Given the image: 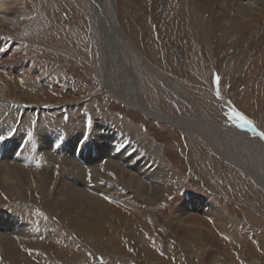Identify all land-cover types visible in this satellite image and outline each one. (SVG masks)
Returning a JSON list of instances; mask_svg holds the SVG:
<instances>
[{
  "label": "rangeland",
  "instance_id": "374dc122",
  "mask_svg": "<svg viewBox=\"0 0 264 264\" xmlns=\"http://www.w3.org/2000/svg\"><path fill=\"white\" fill-rule=\"evenodd\" d=\"M263 1L114 0L115 18L131 44L124 48L143 105L165 117L200 124L195 132H183L126 107L107 90L99 70L102 48L94 40L90 0H4L8 9L1 11L12 12L9 17L19 23L6 27L2 46L26 48L18 58L31 59L27 78L38 87L32 93L37 99L26 104L11 97L0 99V110L18 108L19 122L8 133V146L18 158L30 143L37 160L33 165L27 162L29 166L52 168L47 167L49 186L39 187L31 179L20 192L0 188V218L11 223L0 227V242L5 235L17 240L11 257L0 243V264H264V189L232 162L218 131L207 133L201 126L204 122L208 127H225L227 135L239 132L249 147L264 149L263 139L253 131L264 133ZM49 73L58 74L51 84L46 79ZM0 75L15 79L19 89L25 84L14 72ZM233 110L252 127H238L240 122L230 119ZM56 113L59 119L75 116L79 123L75 135H69L66 151L59 147L61 135H56V148L49 152L54 159L47 161L46 151L40 150L41 137L30 130L31 121L40 123ZM104 123L118 127L126 143H132L134 162H125L130 154L121 156L123 173L105 165L119 161L113 156L116 142H110L112 156L100 155L90 164L85 159L87 154L98 156L95 136L101 135ZM27 130L29 134L24 133ZM123 148L116 147L118 152ZM4 155L0 153L1 161ZM141 157L162 168L166 176L157 182V190L145 180L144 167L136 170L146 162L137 165ZM71 158L84 168V182L72 177L68 181L92 196L103 215L88 212L86 218L85 210L67 212L59 206L56 191L51 193V184L60 175L59 163ZM99 168L106 182L92 177ZM131 180L134 187L143 182V191H136ZM189 199L204 200L205 208L215 206L219 216L191 209ZM182 205L187 206L186 213L173 221Z\"/></svg>",
  "mask_w": 264,
  "mask_h": 264
},
{
  "label": "bare ground",
  "instance_id": "6f19581e",
  "mask_svg": "<svg viewBox=\"0 0 264 264\" xmlns=\"http://www.w3.org/2000/svg\"><path fill=\"white\" fill-rule=\"evenodd\" d=\"M3 2H4V0H0V40H1L0 41V71L9 72V73L14 72L15 74H17L16 78H18L20 83H22V84L25 83V84L21 89H19L18 86L16 85L15 79H14V81H12V80H10V77L3 78L0 75V99L4 100V99H7L6 97H9V98L11 97V99L15 102H20V103L24 102L26 104V103H29V101L32 102V100L37 99V97L33 96L32 93L37 92L38 87L36 85H34V83L33 84L30 83L29 82L30 79L27 78V77H29L30 72H32V69H31L32 64H30L28 62V60L30 58L29 59L25 58L24 60H21V61L18 58L21 55V52L24 53L26 51V50H24L26 48H22V47L18 46L17 44H16L17 46L16 45H7V46L3 47L5 45V41H3L2 39H4L3 33L7 29L6 27L16 26L19 23L17 21V19L9 17V15L12 12L10 13L8 11L6 14V12L1 11V10L8 9L7 7H5ZM90 2L94 6V7H91L92 15L90 16L91 22H93L91 25L92 26L94 25L93 28L95 29L94 40L96 39V41H98V43L100 44V47L102 48V53H101L102 55L99 53L100 56L102 57L101 58L102 63L100 65V69H99L100 73H101V79H102L103 84L106 85V88L111 93V95L115 99L123 102L126 107L138 110L141 113L145 114L147 117H152L154 119H157L158 121L169 122L170 125H173L175 128L181 129L183 132H188V131L189 132L190 131L195 132V130L200 129L199 128L200 124L195 123L194 120H191L194 122V123L193 122L191 123L190 121H186L185 119H179L178 117L172 119V118L165 117L158 112L150 111V110L145 108V106L143 105L141 96H140V91L138 90V86H136L137 84L136 85L134 84L135 77L132 75V72L134 73L135 70L134 71L131 70V68H132L130 66L131 61L128 57V53L126 52V50L124 48L126 46L131 47V44L128 42L127 37L123 34L119 24L117 23V21H118V20H116L117 17L115 18V15H116L115 10L116 9L114 8V6H115L114 0H90ZM246 5L247 6L249 5V7H251V3H246ZM261 5H263V4H261ZM249 10H252V9L249 8ZM104 21L107 23V26H109L107 28V30H105V27H106L105 24L106 23L102 24ZM196 21H198V20H196ZM104 25H105V27H104ZM198 26H200V25H198ZM110 37H112V38H110ZM4 40H6V39H4ZM105 42L109 43L108 44L109 47H107L108 45H106ZM141 63L144 67L147 66L143 60H141ZM133 64L135 65V63H133ZM136 66L139 67L140 64L136 65ZM140 69H142V68L140 67ZM37 71L40 72V68ZM57 75L58 74H56V73H49L46 75V79L51 84L54 77H55L54 80L58 79V77H56ZM17 109L18 108L15 105H12V106L4 109V110H0V133H1L0 137H2V139H0V141L4 142V144H5V146H0V153L5 154L3 157V160L2 161L0 160L1 161L0 162V188H3V190L10 192V194L14 193V191H16L17 189H18V192H20L19 190L22 189L21 188L22 186H25L27 184H31L30 183L31 179H33L35 184H37L39 187L48 185V182H49L48 180H51L50 179L51 174H49L47 172V170H48L47 167L49 166V164L47 165V167H44L42 169L39 168V170H38L37 168L39 167V165H37L35 167V166H29V164L27 163V162H30L33 165L34 162L36 164V160H37V159H35L34 149L32 148V146L29 147L30 143L27 145L25 151H23L19 157L16 156L18 158H15L13 153H12V152H14V149L12 150L8 146V143H10V142H8L9 141L8 133L14 129V127L18 121V116L15 113V111ZM22 118H24V117H22ZM75 118H76L75 116H63L59 119V114L56 113V114H52V115L46 117L40 123H36L34 121H31L32 122V126H31L32 128L30 130L34 131L35 133L37 132L36 136H38V134H39V136L41 137L40 142L42 143V146H41L40 150L43 149L44 151H46L45 154H46V157L48 159L47 161H53V159H54L50 155L52 153L49 154V152L56 148V146H54V144H56V142H57V140H55V137L57 134L61 135V137H62V140L59 143V147L61 146L60 148L62 150L66 149L67 142L70 140V138H72V135H75L74 133L77 132V126L75 127V124L77 122L79 123V121H78V119L75 120ZM65 119L67 120L66 124L64 123ZM31 122L28 121L27 123L31 124ZM207 124H205L203 122V124H201V126H203L204 128H207V133L212 132L213 134H216L215 132L218 131L217 137H219L221 140H224L222 142L225 143L226 151L230 155L232 162L234 164H236L237 166H239L240 168L247 171L248 173H251V175L255 179V181L258 182V184L264 189V177L263 178L260 177V173L262 175H264V149H262L260 147L257 148V147L252 146L254 149L257 148V150H254L253 148L249 147L250 145L245 142L243 137L240 136L239 132L237 133L235 131L234 132L232 131L231 133H228V135H227V133H226L227 129H225V127L222 129L221 127L213 128L211 126L212 127V129H211V127H208ZM77 125L79 126V124H77ZM27 127H30V126L28 125ZM82 128H83V126H82ZM100 128L103 130V132L101 133V135H100V133H96V136H95V138H96V149H98V151H99L98 156L96 157V155L91 156L90 154H87L85 159L90 164L92 162L90 160H92L94 158L98 159L100 155L102 156V158L109 157V155L112 154L111 151H112L113 145L111 143L116 142L117 144L115 143V146L113 147L114 153H115V154L113 153V156L116 155L117 157H115V158L116 159L118 158L119 161L114 162L113 160H110L111 162L105 163V165H107V167H114L115 170H117L116 172L120 173L122 171L120 164L122 162H124V160L127 163L134 162L132 159L133 154L131 153V150L133 148L132 143L130 141L126 143V141H125L126 138H124V132H122L118 127H115V126L108 124V123H106V124L104 123ZM20 129L21 128H19V130ZM203 131H204V129H203ZM254 131L257 133L256 135H258L261 138V135L257 131L256 128L254 129ZM24 133L29 134V130H27ZM88 133H90V132H88ZM83 134H85V133H83ZM69 135H71L70 138H69ZM114 135H115V137L113 138ZM119 135H122V137L121 136L118 137ZM12 136L14 138H16L14 135H12ZM117 138H118V140H117ZM119 138H121V141H119ZM226 139L227 140L229 139L232 142H229V140H228V142H229L228 143L226 141ZM262 139L264 141V138H262ZM86 145L88 147L90 146L89 144H86ZM121 146H124V148L121 152H118V149H116V147L120 148ZM87 149H89V148H87ZM251 149H252V151H250ZM64 151H66V150H64ZM137 151L134 152V154L136 156H139ZM6 154H10V155H6ZM66 154H68V153H66ZM124 154H130L131 156L128 159L123 160L121 158V156H123ZM11 155H13V156H11ZM15 155H16V153H15ZM43 156L45 157L44 154H43ZM130 159H132V160H130ZM143 159L144 158L141 157V159H139L137 161L138 162L137 165H142L143 163H141V161ZM74 160L71 158V159L63 160V161H61V163H59L60 164V171H59L60 175L58 174L59 178L54 179L53 183L51 184L52 186L50 185L52 187V191L51 190L50 191H51V193H55V191H56V193H55L56 197H58V196H59V198L61 197V199H60L61 202H60L59 206L65 211H67V210L72 211L71 209H74V210L78 211V213H82L85 210L86 218L89 216L88 212H91L92 214H95V215L96 214L100 215L102 213H99L98 205L95 203V201L92 202L93 197L88 195V193H86V194L81 193L80 190H77L74 187L75 185H73L70 181H68V178L72 177L74 179V182H79V183L84 182V180H83L84 179V168H81L78 165L79 163L78 164L75 163ZM120 160H122V161H120ZM99 161L100 160H98V162ZM144 161H146V162H144L142 167L137 168L136 170L138 172H140L144 167L143 176H144L145 180L149 181V183H150L149 185H150V188H152V190L154 188H155L154 190H157L158 189V186H157L158 183L157 182L159 180H164L166 178V176L163 173L162 168H160V167L154 168L153 165H149V160L147 158H145ZM57 163L58 162H56L55 164H57ZM89 164L87 167L88 169H89ZM50 168H52V167L49 166V170H50ZM95 168H97V167H95ZM106 171H104V173ZM109 171H110V169H109ZM74 172H77V173L75 174ZM100 173H101V169L99 168V169H95V171H92L91 175H93L92 177L94 179L95 178H101L103 182L104 181L106 182L107 181L106 177H104V175L103 176L100 175ZM122 173H123V171H122ZM135 174H136V172H135ZM75 175H77V176H75ZM130 178H132V177H130ZM134 181L135 180L130 182L131 186L133 185V187H134ZM125 183H127V182H125ZM99 186L100 185L95 187V189L99 188ZM145 186L146 185L140 181L137 183V185H135L134 189H136V191L138 189H139V191H143V188ZM31 187H32V185H31ZM33 188H35V187L33 186ZM146 189H148V188H146ZM46 190H49V189H46ZM104 190L106 191L107 189H104ZM78 191H80V193ZM48 196H50V195H48ZM149 196L150 195H146L144 198L148 199ZM53 200H54V198H53ZM189 200H188V203L190 206H188V207H190L191 209L194 208V210L200 211L202 214L207 215L211 218H214L217 215L219 216V211L215 206H210L209 208L203 207L204 200H202V199L201 200L192 199L190 201ZM204 204H205V202H204ZM187 209H188L187 206L182 205L181 207H179L173 213V221L177 220L182 215H184L183 212L186 213ZM92 214H91V217H92ZM78 216H80V215H78ZM10 224H11L10 222L2 221L0 218V227H3V226L9 227ZM19 232H21V231H19ZM2 235H4V234H2ZM0 236H1V234H0ZM15 241H17L16 238H15V240H12L9 237H6V235H5L4 238L2 237V240L0 242L2 248L5 250V254L7 256L10 255L9 257H11V254L13 255L14 253H16Z\"/></svg>",
  "mask_w": 264,
  "mask_h": 264
},
{
  "label": "snow or ice",
  "instance_id": "6c2138e0",
  "mask_svg": "<svg viewBox=\"0 0 264 264\" xmlns=\"http://www.w3.org/2000/svg\"><path fill=\"white\" fill-rule=\"evenodd\" d=\"M218 79V78H216ZM230 119H234L236 121H239L240 123L237 124L238 127H243L245 125H247L249 128H251V122L246 120L244 116H242L240 113L235 112V110H233L232 115L230 116ZM254 131V129H253ZM261 138H264V133H261ZM0 139H2V137H0Z\"/></svg>",
  "mask_w": 264,
  "mask_h": 264
}]
</instances>
